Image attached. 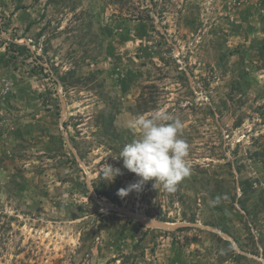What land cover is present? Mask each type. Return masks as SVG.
Segmentation results:
<instances>
[{"label":"rangeland","instance_id":"rangeland-1","mask_svg":"<svg viewBox=\"0 0 264 264\" xmlns=\"http://www.w3.org/2000/svg\"><path fill=\"white\" fill-rule=\"evenodd\" d=\"M263 46L264 0H0V264H264ZM159 112L191 174L121 198Z\"/></svg>","mask_w":264,"mask_h":264},{"label":"clouds","instance_id":"clouds-1","mask_svg":"<svg viewBox=\"0 0 264 264\" xmlns=\"http://www.w3.org/2000/svg\"><path fill=\"white\" fill-rule=\"evenodd\" d=\"M127 128L138 136L123 146L117 158L122 159L123 167L139 179L118 189L117 196L123 198L130 192H139L150 180L153 187L159 184L165 191L174 192L179 182L191 174L187 162L189 145L180 138L182 121L159 112L151 116L138 115L128 121ZM100 169L108 182L122 174L120 168L107 163Z\"/></svg>","mask_w":264,"mask_h":264},{"label":"water","instance_id":"water-1","mask_svg":"<svg viewBox=\"0 0 264 264\" xmlns=\"http://www.w3.org/2000/svg\"><path fill=\"white\" fill-rule=\"evenodd\" d=\"M264 49V46H263ZM152 226L158 227L163 230H170V229H175L176 226H171V225H166V224H161V223H150Z\"/></svg>","mask_w":264,"mask_h":264},{"label":"trees","instance_id":"trees-1","mask_svg":"<svg viewBox=\"0 0 264 264\" xmlns=\"http://www.w3.org/2000/svg\"><path fill=\"white\" fill-rule=\"evenodd\" d=\"M14 46V51H17L18 53H21L22 50L24 49L23 45H20V44H13Z\"/></svg>","mask_w":264,"mask_h":264}]
</instances>
